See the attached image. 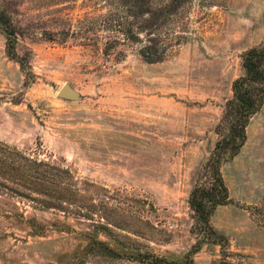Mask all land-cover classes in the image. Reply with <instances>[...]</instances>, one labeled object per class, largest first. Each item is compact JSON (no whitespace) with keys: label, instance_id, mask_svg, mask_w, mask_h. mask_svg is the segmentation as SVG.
<instances>
[{"label":"rangeland","instance_id":"obj_1","mask_svg":"<svg viewBox=\"0 0 264 264\" xmlns=\"http://www.w3.org/2000/svg\"><path fill=\"white\" fill-rule=\"evenodd\" d=\"M0 9L31 72L7 56L0 28V160L29 169L0 175V264L181 258L201 238L189 194L205 181L241 55L264 43V0L194 2L187 41L151 64L130 49L121 61L103 55L105 32L96 39L91 26L106 0ZM64 84L81 99L59 98ZM220 171L229 203L211 225L224 244H203L194 264H264V102Z\"/></svg>","mask_w":264,"mask_h":264},{"label":"trees","instance_id":"obj_2","mask_svg":"<svg viewBox=\"0 0 264 264\" xmlns=\"http://www.w3.org/2000/svg\"><path fill=\"white\" fill-rule=\"evenodd\" d=\"M105 14H97L91 29L98 38L105 32L103 55L121 61L127 49L146 63L163 62L177 47L187 41L188 14L194 2L199 7H209L215 0H106ZM0 28L5 36L7 56L17 62L25 74H30L29 61L16 51L17 30L8 14L0 9ZM95 39V41H96ZM94 42V45L97 43ZM243 73L231 85L232 97L225 102L223 115L218 125L220 138L215 143L210 158L202 168L205 181L195 185L188 199L193 213L194 229L201 238L178 259H167L153 254L139 256L149 264H194V255L203 244H224V236L212 225L215 209L229 203L227 187L220 168L224 160L235 157L246 140V128L250 119L264 102V43L254 46L241 55ZM0 175L15 172L19 177L27 176L23 165H8L0 160ZM28 163L31 160L27 159ZM4 165V166H3ZM42 165V164H40ZM3 188L7 189L5 186ZM104 246L113 257L120 254ZM138 259V258H137Z\"/></svg>","mask_w":264,"mask_h":264},{"label":"water","instance_id":"obj_3","mask_svg":"<svg viewBox=\"0 0 264 264\" xmlns=\"http://www.w3.org/2000/svg\"><path fill=\"white\" fill-rule=\"evenodd\" d=\"M57 96L68 101H79L81 96L70 85L64 84L58 89Z\"/></svg>","mask_w":264,"mask_h":264}]
</instances>
